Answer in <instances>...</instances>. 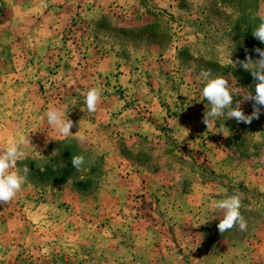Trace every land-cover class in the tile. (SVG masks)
<instances>
[{
  "label": "rangeland",
  "instance_id": "obj_1",
  "mask_svg": "<svg viewBox=\"0 0 264 264\" xmlns=\"http://www.w3.org/2000/svg\"><path fill=\"white\" fill-rule=\"evenodd\" d=\"M262 17L264 0H0V151L30 144L0 204V264H264V111L207 129L199 75L231 77L250 115L257 81L221 46L258 59ZM233 194L248 227L221 234L212 204Z\"/></svg>",
  "mask_w": 264,
  "mask_h": 264
},
{
  "label": "clouds",
  "instance_id": "obj_2",
  "mask_svg": "<svg viewBox=\"0 0 264 264\" xmlns=\"http://www.w3.org/2000/svg\"><path fill=\"white\" fill-rule=\"evenodd\" d=\"M261 20L262 22L253 31L252 35L261 43H264V17ZM221 51L225 55L228 64L233 68L239 65L244 70L249 71L253 79L257 81L255 84V94L249 91L243 96L245 101L252 102L253 110L250 115L245 114L240 106L241 102L237 101L234 104L233 89L229 82L231 77H213L210 70H202L199 73L200 77L205 81L202 95L211 105L210 110L206 111L203 115V123L207 129L214 122L215 118L224 116L225 114L226 119H235L238 123L251 124L254 119H259L262 111H264V49H253L259 57L255 61L247 54L244 60L237 59L233 61L231 57L234 50L230 49L227 45H222ZM101 95V89L96 87H92L87 91L85 104L89 113H94L97 110ZM46 116L48 125L52 126L60 137L68 138L74 135L70 130L75 125L73 120L68 117V112L61 108L52 107L47 111ZM76 138L80 141L86 139L83 133H79ZM25 144L30 145L28 136H21L18 139L13 138L8 141L6 148L0 151V204L8 203L15 198L17 193L22 190V186L27 182L30 169L27 165L22 169L17 167L18 162L26 158L24 151ZM71 163L73 168L80 171L85 164V157L83 155L73 156ZM219 191L224 192L226 190L221 188ZM241 206V195L239 194L227 196L212 204L214 209L220 210L223 213L222 219L217 224V229L221 234L234 227H238L240 231L247 230V221L240 212Z\"/></svg>",
  "mask_w": 264,
  "mask_h": 264
}]
</instances>
